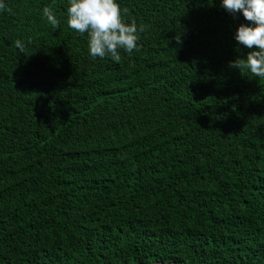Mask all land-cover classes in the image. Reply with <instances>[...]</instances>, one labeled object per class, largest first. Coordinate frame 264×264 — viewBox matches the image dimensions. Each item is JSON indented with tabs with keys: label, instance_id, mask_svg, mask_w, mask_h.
Wrapping results in <instances>:
<instances>
[{
	"label": "trees",
	"instance_id": "trees-1",
	"mask_svg": "<svg viewBox=\"0 0 264 264\" xmlns=\"http://www.w3.org/2000/svg\"><path fill=\"white\" fill-rule=\"evenodd\" d=\"M4 3L0 264H264V80L230 67L243 14L118 0L146 30L116 63L68 0Z\"/></svg>",
	"mask_w": 264,
	"mask_h": 264
},
{
	"label": "clouds",
	"instance_id": "clouds-1",
	"mask_svg": "<svg viewBox=\"0 0 264 264\" xmlns=\"http://www.w3.org/2000/svg\"><path fill=\"white\" fill-rule=\"evenodd\" d=\"M222 6L230 13H242L249 22L239 26L235 39L250 51L246 58L231 61L230 67L238 68L242 75L250 72L264 80V0H222ZM5 8L4 0H0V10ZM127 11L118 0H68L67 25L81 36L87 35L88 50L93 58L109 57L119 63L121 50L128 55L139 50V34L146 30L135 20L127 22L124 19ZM42 14L50 25L59 27L60 21L51 7L45 6ZM14 45L24 51L25 44L21 40L14 41ZM254 46L258 50H254Z\"/></svg>",
	"mask_w": 264,
	"mask_h": 264
},
{
	"label": "water",
	"instance_id": "water-1",
	"mask_svg": "<svg viewBox=\"0 0 264 264\" xmlns=\"http://www.w3.org/2000/svg\"><path fill=\"white\" fill-rule=\"evenodd\" d=\"M152 264H173V263H165V262H154Z\"/></svg>",
	"mask_w": 264,
	"mask_h": 264
}]
</instances>
